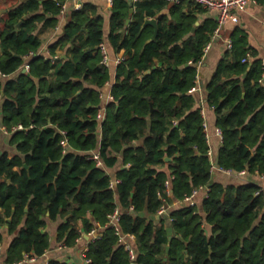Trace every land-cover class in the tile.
<instances>
[{"label":"trees","instance_id":"trees-1","mask_svg":"<svg viewBox=\"0 0 264 264\" xmlns=\"http://www.w3.org/2000/svg\"><path fill=\"white\" fill-rule=\"evenodd\" d=\"M64 1L0 0L7 9L0 14V113L16 147L0 155V227L8 224L16 234L4 261L45 253L48 217L62 218L58 239L68 246L102 227L84 264H131L128 235L135 236L130 245L138 264H264L260 186L211 183L204 117L190 91L218 21H200L206 8L191 0H114L109 37L127 57L100 121L101 89L111 75L102 62L104 17L97 5L71 11L49 54L40 52L37 30L58 23ZM149 17L158 20L155 39L154 26H144ZM241 33L234 30V47L207 84V102L223 133L218 165L264 174V67L260 58L243 62L249 48ZM57 47L65 55L56 57ZM99 145L105 166L90 158ZM117 153L124 166L112 186L106 168L117 164ZM201 186L211 188L202 211L185 205L159 214ZM117 207L119 230L107 224Z\"/></svg>","mask_w":264,"mask_h":264},{"label":"crops","instance_id":"crops-1","mask_svg":"<svg viewBox=\"0 0 264 264\" xmlns=\"http://www.w3.org/2000/svg\"><path fill=\"white\" fill-rule=\"evenodd\" d=\"M23 1V0H20ZM76 1H80L82 4L86 2L94 3L97 5L99 13L104 17V41L103 43L106 46L108 57H109V69H110V79L104 84L101 89V97H102V107L101 109L105 112L106 118V106L113 99L110 98L113 87L116 83V73L118 64L121 62L119 60H123L127 57L124 49L120 51L116 50V48L112 45L110 41V31H111V11L112 6L108 3L107 0H65L66 7L63 9L58 16V23L54 27H50L47 25H40L37 30L38 35L43 40V45L40 49V52L48 55L49 54V46L58 40V38L64 33L65 27L70 21L71 11L74 9V4ZM129 2V0H127ZM170 2H177V0H169ZM134 3L132 0L131 5ZM130 4V3H129ZM134 9V8H133ZM7 11L6 8L0 7V14H3ZM236 15L238 16L237 20H233L232 18L228 19V21L223 24L218 33H216V29L213 33V36L210 42L204 48V56L202 57V62L198 65V75L196 79V84L198 89L192 91L197 96L196 105L201 106L202 114L204 117V124L206 125V134L207 140L210 144L209 154L211 156L212 163L214 164L212 167L213 170V181H220L224 184L227 183H253L258 186L264 187V174L260 173H251L247 169L239 172L229 173L224 170L219 169L218 165V153L220 148L222 147L223 142V134H219L218 130L220 127L217 125L218 114L213 106L209 105L207 102V84L217 71L218 67L222 59L225 57L226 52L233 49L234 41L233 35L234 30L236 28H240L242 30L241 35L245 37L247 40V50L246 57H244L243 62H251L255 58H260L264 67V1L258 0L257 2L248 3L244 9L236 10ZM131 18V17H130ZM151 18V17H149ZM200 21H204L207 18H214L218 21L219 11L216 9H207L206 11L200 15ZM218 27V26H217ZM232 46H230V44ZM208 47V48H207ZM2 48L0 45V55L2 54ZM56 57H60L65 55L64 50L61 47H57L56 49ZM246 59V60H245ZM28 60H30V56L27 57L26 62L23 64V70L26 69V65H28ZM53 78L55 77V72L53 71ZM264 84V73L263 78L261 80ZM104 118V119H105ZM11 133L5 128L2 124V115L0 113V155L3 152H8L11 156L16 152L15 145L10 143ZM140 140L134 142V144H139ZM100 153V145L97 149L92 150L90 153ZM118 154V153H117ZM101 156V155H100ZM119 161L114 167H107V171L110 173L112 177V181H116L120 178L117 177V171L124 166L123 160L120 154ZM102 166H105V161L102 159ZM170 180V179H169ZM171 186V183H170ZM170 190V188H169ZM195 191V190H194ZM196 194L193 196V199L190 200H174L172 204L168 205V210L176 209L185 205H192L194 202V206L198 207L199 211H202V201L205 197H207L206 186H201L199 189H196ZM48 224L46 230L50 235V246L45 251L43 255L40 256H30L27 255L19 262V264H51L52 261L57 260L60 262H70L77 264L86 263L87 257L85 256L87 250L89 249L90 242L95 238L94 234H89L83 232V234L77 238V242L73 246H68L64 241H60L58 239V227L60 222H62V218L57 220H51L47 217ZM97 230L98 234L101 235L102 227L94 228ZM1 232L3 233V241L0 243V263L5 262L6 252L12 242L15 233H11L8 228V224H4L0 227ZM93 230V229H92ZM91 230V231H92ZM123 240L132 244V241H135L134 235L124 236ZM135 262V261H133ZM14 264V263H11Z\"/></svg>","mask_w":264,"mask_h":264},{"label":"built area","instance_id":"built-area-1","mask_svg":"<svg viewBox=\"0 0 264 264\" xmlns=\"http://www.w3.org/2000/svg\"><path fill=\"white\" fill-rule=\"evenodd\" d=\"M109 4L113 5L114 3V0H107ZM134 2L138 1V0H133ZM180 0H177V2H179ZM193 1L194 3H197V4H200L201 6H203L204 8H207V9H216L219 11V18H218V27L216 29V33L219 32L221 26L223 24H225L228 19L232 18L233 20H237L238 19V16L236 15V10H239V9H244L245 6L250 3V2H257L258 0H191ZM83 6V4L80 2V1H76L75 4H74V9L75 10H78V9H81ZM66 5L65 3H63V9H65ZM230 46H232L231 43H229ZM209 46V44H208ZM208 48V47H207ZM100 49H101V52H102V55H103V58H102V62L103 64H105L106 66L109 65V57H108V52H107V49H106V46L105 44L102 42L100 44ZM246 60V59H245ZM119 61H122V60H119ZM202 62V60L200 61V63ZM109 67V66H108ZM26 69H29V65H26ZM196 89H198L197 85H194L190 91H195ZM113 95L111 94L110 95V98L113 99ZM98 118L100 121H103L104 118H105V112L103 109H100L99 110V113H98ZM23 126L22 125H19V128H22ZM204 127H205V130L207 131L206 129V125L204 124ZM218 133L219 134H223L222 133V130L219 129L218 130ZM63 144L65 146H67V142L66 141H63ZM90 158L96 160L97 164L98 165H102V160H101V156H100V153H90ZM214 165V164H213ZM219 169L221 170H224L226 172H229V173H233L234 171L231 170V169H223L222 167L219 166ZM244 171H242L241 173H243ZM121 180L118 179L116 181H111V185L112 186H115L116 183L120 182ZM166 186L169 190L170 188V180H167L166 181ZM206 190H207V196L211 190V188L209 186H206ZM196 190L193 191L192 194L190 195H186L184 197V200H192L193 199V196L196 194ZM257 195H260L262 196V198L264 199V187H261L257 190L256 192ZM194 204V202H192V205ZM194 206V205H193ZM168 213V206H163L160 211H159V214H166ZM121 215H122V212L120 210L119 207L115 208V210L109 214V221L107 222V224L109 225H112L113 227H115L117 230H119V221L121 219ZM89 234H94V237L97 238L100 236V234H98L97 230L96 229H93L91 232H89ZM94 238V239H95ZM127 247L130 249V252H131V258L133 259V261L135 260L136 258V254H135V251L134 249L131 247L130 244L127 243ZM86 256V254H85ZM28 258H30V256L27 255ZM89 260V259H87ZM0 264H3V263H0ZM4 264H11V263H4ZM14 264H19V263H14Z\"/></svg>","mask_w":264,"mask_h":264},{"label":"water","instance_id":"water-1","mask_svg":"<svg viewBox=\"0 0 264 264\" xmlns=\"http://www.w3.org/2000/svg\"><path fill=\"white\" fill-rule=\"evenodd\" d=\"M129 3L131 4L132 3V0H129ZM131 14L134 12V9L131 8L130 10ZM131 21V18H128L127 19V23H129ZM146 25H152L154 26L155 28V32L153 34V37L151 39H155L156 38V35H157V31H158V20L157 18L155 17H151V18H146L145 22H144V26ZM150 70H148L149 72ZM167 159H170L169 157H166ZM213 181V180H212ZM168 231H169V235H170V239H172V236H173V229L171 227L168 228ZM170 246L168 245L167 246V251L169 250ZM131 264H138L136 262H132Z\"/></svg>","mask_w":264,"mask_h":264}]
</instances>
